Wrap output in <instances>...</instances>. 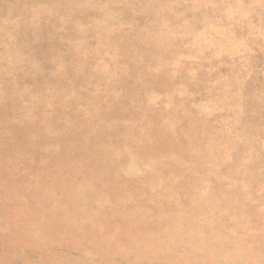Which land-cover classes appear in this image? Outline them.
<instances>
[{"label":"rangeland","instance_id":"rangeland-1","mask_svg":"<svg viewBox=\"0 0 264 264\" xmlns=\"http://www.w3.org/2000/svg\"><path fill=\"white\" fill-rule=\"evenodd\" d=\"M0 264H264V0H0Z\"/></svg>","mask_w":264,"mask_h":264}]
</instances>
